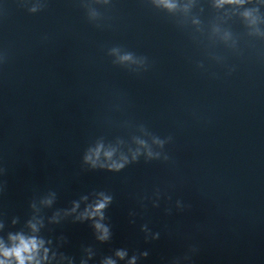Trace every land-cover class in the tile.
<instances>
[{
	"label": "clouds",
	"instance_id": "obj_1",
	"mask_svg": "<svg viewBox=\"0 0 264 264\" xmlns=\"http://www.w3.org/2000/svg\"><path fill=\"white\" fill-rule=\"evenodd\" d=\"M238 3L240 0H220V3ZM167 7H175V5L167 4ZM128 57H125L127 59ZM107 155H111V153H108ZM88 159H91V157H88ZM112 168H115L116 170H119L123 167L122 164H113L111 166ZM107 203V198L104 202H100L96 204L95 208L91 212H87L86 215L88 218L95 217L97 215L100 216L101 219H103L102 216V209L105 208V205ZM95 227L97 230H102L103 235L99 237L101 240H105L108 238V229L105 228L102 224L96 223ZM33 230L35 231V225H32ZM14 241V245L12 248H3L0 249V255H3L6 259L0 260V264H11L12 259L16 261V264H41L42 260H47V249H44V256H39V249L43 245L42 240H38L36 237H29L25 238L22 235H17L10 237ZM117 255L123 256V253L118 252ZM109 264H112L110 261Z\"/></svg>",
	"mask_w": 264,
	"mask_h": 264
}]
</instances>
